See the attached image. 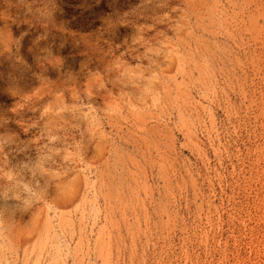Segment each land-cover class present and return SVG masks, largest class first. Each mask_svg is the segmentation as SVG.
Returning <instances> with one entry per match:
<instances>
[{"label": "rangeland", "instance_id": "rangeland-1", "mask_svg": "<svg viewBox=\"0 0 264 264\" xmlns=\"http://www.w3.org/2000/svg\"><path fill=\"white\" fill-rule=\"evenodd\" d=\"M0 264H264V0H0Z\"/></svg>", "mask_w": 264, "mask_h": 264}, {"label": "bare ground", "instance_id": "bare-ground-1", "mask_svg": "<svg viewBox=\"0 0 264 264\" xmlns=\"http://www.w3.org/2000/svg\"><path fill=\"white\" fill-rule=\"evenodd\" d=\"M75 78V77H74ZM46 96V95H45ZM11 137V136H10ZM21 154V153H20Z\"/></svg>", "mask_w": 264, "mask_h": 264}]
</instances>
